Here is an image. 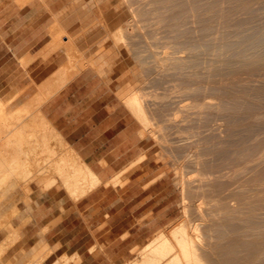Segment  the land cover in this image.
<instances>
[{
  "label": "bare ground",
  "instance_id": "1",
  "mask_svg": "<svg viewBox=\"0 0 264 264\" xmlns=\"http://www.w3.org/2000/svg\"><path fill=\"white\" fill-rule=\"evenodd\" d=\"M124 1L131 16L118 31L128 46L138 35L143 37V47L152 48L145 32L151 28L149 13H155L157 25L169 17L176 21L181 15L195 25L190 28L193 36L181 41L182 45L167 44L170 51L156 56L158 78L175 70L184 80L189 79L184 92L194 96L191 101L175 110L172 117L160 113L165 106L176 103L172 97L165 101L167 94L147 92L139 86L126 101L142 117L144 128L158 134L163 150L168 142L167 131L173 127L171 122L178 126L180 120L186 124L183 129L198 135L197 140L185 142L196 149L187 162L173 155L176 182L182 188L185 206L183 217L173 223L171 236L159 230L141 248V256L125 264H264V0H155L151 10L132 7L133 0ZM194 3L200 6H192ZM185 24L179 25V35H183ZM59 45L53 43L52 49ZM66 79L62 73L55 84L47 82L37 98L48 99L65 85ZM146 79V70L142 69L137 82L144 84ZM2 98L0 256L20 235L21 228L13 226L12 218L18 202L29 200L30 179L42 178L40 167L32 165L40 161L29 157L39 153L33 151L32 142L44 147V155L54 156V150L47 148L49 138L60 139L38 111L39 105L26 114L24 102L20 108L11 104L17 109L9 110L5 107L9 99L4 102ZM33 103L40 102L35 99ZM37 124L44 127V134L38 135L34 129L28 132L29 126ZM81 166L63 164L54 169L71 192L83 182L79 177L90 173L86 165ZM40 253L42 250L35 260L43 257Z\"/></svg>",
  "mask_w": 264,
  "mask_h": 264
},
{
  "label": "crops",
  "instance_id": "2",
  "mask_svg": "<svg viewBox=\"0 0 264 264\" xmlns=\"http://www.w3.org/2000/svg\"><path fill=\"white\" fill-rule=\"evenodd\" d=\"M18 1L0 0V97L12 99L18 108L39 105L38 111L61 139L48 141L54 156L46 155V164L86 165L90 173L79 177L89 182L74 192L57 174L41 178L57 181L47 187L33 181L31 207L24 206L13 223L21 228V236L6 255L13 252L10 256L20 258L42 250L40 264H125L141 256L138 250L173 220V193L168 183L161 184L165 176L142 163L121 175L123 185L111 184L121 168L147 150L144 138L108 84L111 75L89 66L72 76V68L79 69L87 53L72 51L71 42L68 65L64 50L52 49L59 41L51 37L38 4L21 6ZM62 73L65 85L39 100L43 85L55 84ZM28 86L38 88L13 93ZM5 87L8 91L2 92ZM35 99L40 103L34 104Z\"/></svg>",
  "mask_w": 264,
  "mask_h": 264
},
{
  "label": "rangeland",
  "instance_id": "3",
  "mask_svg": "<svg viewBox=\"0 0 264 264\" xmlns=\"http://www.w3.org/2000/svg\"><path fill=\"white\" fill-rule=\"evenodd\" d=\"M24 1L25 0H19V5L22 6L26 3L38 4L37 6L40 8L43 20L48 25L51 37L62 44V46H58V48L60 47L64 50L65 55L68 57V65L70 61V53L67 51L70 49L63 45L68 42H72V51L75 53H87L81 67L79 69L72 68V76L89 66L95 68V70L102 75H111V78H108V84L121 99L123 106L127 108L128 120L130 123H133L138 127L140 137L144 138V148L147 149L142 154L143 158L142 156H139L137 158L138 160L136 159V161L132 162L128 167L121 168V170H119V175L115 178V180L111 181V184L115 186L123 185L125 182L120 180L121 175L133 170L140 163L146 164L149 167L148 171L158 174L159 177L165 176L161 184L168 183L170 192L173 193L172 198L175 201L174 218L171 222H169L166 226L161 227L159 230L163 231L164 234L171 236V231L175 227L174 224H177V222L183 217L185 210L182 200V188L176 182L173 155L176 154L181 158L182 162H187L189 158L193 157L192 154L196 149L195 146H190V143L186 144L185 142L192 141L193 139L197 140L198 135H191L192 133L189 129H183L186 124H182V121L180 120L178 122V126H174V123L171 122L173 127L169 128L167 131L168 142H166V147H164L163 150V145L159 144L158 134L156 135V133L154 134L150 130L147 131V129L144 128V123L141 119L142 117L136 114L134 106L129 104L126 100L131 93L136 92L139 86L144 87V91L147 92L167 94L169 97L165 101H169L172 97L176 102L172 103V105L170 103V105L165 106L162 112H160L167 117H172L175 110L181 108L184 103L191 101L194 96L184 92L185 87L190 83L189 79L186 78V80H184V78L176 73L175 70L166 71V74L162 77V79H159L157 67L158 61L156 56H164L166 51H170V49L165 47L167 44L176 43L178 46L182 45L180 43L181 41H185L190 38V36H193L192 32H190V28L195 25L190 19L188 20L185 15H181L176 21L169 17L168 21L161 25H157L155 21V13H149L147 16L151 18V28H148L145 32L148 37L147 41L153 44L152 48L143 47V37L138 35H136L134 44L128 46L127 40H125V38H123V34L121 35L118 31L120 29V25L131 16L129 7L124 0ZM154 1L155 0H133L132 7L151 10L155 8V3H153ZM192 6L197 8L200 6V3H194ZM184 21L186 24L181 28L184 29L183 35H179V25ZM66 37L68 38V42H66ZM109 37H111V39ZM98 64H102L103 68H99ZM142 69L146 70L147 74V82L144 84L137 82L139 73ZM35 88L38 87L28 86L26 89H21L18 92L13 90V92H16V94L30 91L34 92ZM8 89V87H5L2 92L8 91ZM15 96L16 95L13 97ZM198 96L201 97L200 95ZM11 100L12 99H9L7 102L4 100L5 107L7 109L10 107L9 110L15 108V106H11V104L15 105V102H12ZM7 103H10V106L6 105ZM25 110V113L28 114L33 109L29 111L28 109ZM156 120L157 119H153L152 121ZM42 127L43 126L38 124L33 127L29 126L28 132L30 133L34 129V131H36L35 133L38 135L44 134L45 129ZM181 130H185V132L181 133ZM50 138L49 143L57 142V140L53 137L50 136ZM36 144L37 142H32V149L33 151L39 153L37 155L32 153L29 157L33 161L39 160L42 164H32L33 166L35 165L36 168L40 167V178L46 176L47 173L51 176L56 174L60 176L61 174L59 175L57 173L58 171H55L57 170L55 168L57 165H53V167L48 164L46 165L47 156L41 152L44 147L39 143L38 145ZM159 152L161 153L158 154ZM169 156L173 159H170ZM168 159L171 160L172 163ZM33 181L38 182L44 187L48 185V183L54 184V181L47 180L45 183V181H42L41 179H30V185ZM63 184L65 185V183ZM28 201L21 199L18 202L17 212H15V215L12 218V224L17 220V216L21 215L20 211L24 206L27 208L31 207L30 194ZM194 217L195 214L191 215V218ZM158 232L155 235H157ZM20 236L21 234L12 241L15 242ZM1 238H3L2 231H0V239ZM13 243L8 246L6 252L13 245ZM6 252L0 256V264H40L41 259L37 261L34 258L36 255L21 256L20 258H16V256H10L13 252L7 255ZM138 252L141 254V249L138 250ZM153 256H157V253H153ZM137 257L139 256H132L133 259Z\"/></svg>",
  "mask_w": 264,
  "mask_h": 264
}]
</instances>
